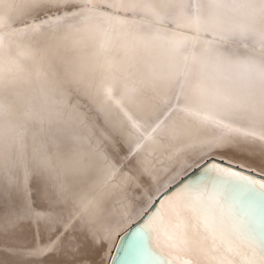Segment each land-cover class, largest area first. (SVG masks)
Here are the masks:
<instances>
[{
    "label": "bare ground",
    "instance_id": "6f19581e",
    "mask_svg": "<svg viewBox=\"0 0 264 264\" xmlns=\"http://www.w3.org/2000/svg\"><path fill=\"white\" fill-rule=\"evenodd\" d=\"M211 156L264 169V0H0V264H107Z\"/></svg>",
    "mask_w": 264,
    "mask_h": 264
},
{
    "label": "snow or ice",
    "instance_id": "6c2138e0",
    "mask_svg": "<svg viewBox=\"0 0 264 264\" xmlns=\"http://www.w3.org/2000/svg\"><path fill=\"white\" fill-rule=\"evenodd\" d=\"M176 86L184 89L183 74ZM149 195L151 207L127 234L147 237V264H264V169L212 156Z\"/></svg>",
    "mask_w": 264,
    "mask_h": 264
},
{
    "label": "water",
    "instance_id": "95a60500",
    "mask_svg": "<svg viewBox=\"0 0 264 264\" xmlns=\"http://www.w3.org/2000/svg\"><path fill=\"white\" fill-rule=\"evenodd\" d=\"M211 157H208L207 159H210ZM207 159H205L203 163L195 168H199L205 163ZM215 160L222 161L225 165H231L233 167L241 165L238 163L227 161L224 158L215 157ZM252 169L254 168L247 167V170L249 171ZM187 175L188 174H186L185 176ZM136 223H134L133 225H135ZM133 225L122 233L118 234L117 240L111 250V254L107 264H147V262L152 258L146 254L147 237L143 234L139 236L137 235V233H139L140 231L139 229L133 232L132 236L127 235L128 232L132 229Z\"/></svg>",
    "mask_w": 264,
    "mask_h": 264
},
{
    "label": "rangeland",
    "instance_id": "374dc122",
    "mask_svg": "<svg viewBox=\"0 0 264 264\" xmlns=\"http://www.w3.org/2000/svg\"><path fill=\"white\" fill-rule=\"evenodd\" d=\"M118 6V5H117Z\"/></svg>",
    "mask_w": 264,
    "mask_h": 264
}]
</instances>
